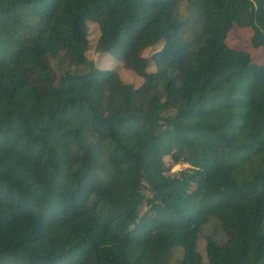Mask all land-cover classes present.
Here are the masks:
<instances>
[{
    "label": "trees",
    "instance_id": "trees-1",
    "mask_svg": "<svg viewBox=\"0 0 264 264\" xmlns=\"http://www.w3.org/2000/svg\"><path fill=\"white\" fill-rule=\"evenodd\" d=\"M0 25V264H264V0H0Z\"/></svg>",
    "mask_w": 264,
    "mask_h": 264
},
{
    "label": "rangeland",
    "instance_id": "rangeland-1",
    "mask_svg": "<svg viewBox=\"0 0 264 264\" xmlns=\"http://www.w3.org/2000/svg\"><path fill=\"white\" fill-rule=\"evenodd\" d=\"M233 31L235 32V30ZM5 36L6 34L3 32L2 27L0 25V37L3 38ZM248 40H250V36L248 32L245 33V36L240 33L232 32V33H229V35L226 37V45L228 47H234L236 44V41H238L243 44L242 46H244ZM249 54L251 55V57L258 56V57L264 58V51L261 49H258V50L251 49L249 51ZM119 72H120V76L125 81L131 80L132 78L136 77L127 69H120ZM174 169H176V167ZM227 181H228V173H221L210 179V182H213L217 189L223 188L225 184L227 183ZM101 249H103V247H101L100 250Z\"/></svg>",
    "mask_w": 264,
    "mask_h": 264
},
{
    "label": "clouds",
    "instance_id": "clouds-1",
    "mask_svg": "<svg viewBox=\"0 0 264 264\" xmlns=\"http://www.w3.org/2000/svg\"><path fill=\"white\" fill-rule=\"evenodd\" d=\"M254 6H255V4H254Z\"/></svg>",
    "mask_w": 264,
    "mask_h": 264
}]
</instances>
